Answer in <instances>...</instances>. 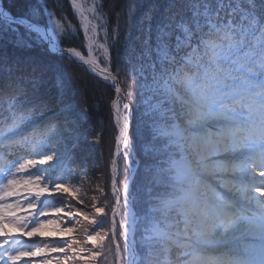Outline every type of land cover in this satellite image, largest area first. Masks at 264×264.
Masks as SVG:
<instances>
[{"label":"trees","instance_id":"trees-1","mask_svg":"<svg viewBox=\"0 0 264 264\" xmlns=\"http://www.w3.org/2000/svg\"><path fill=\"white\" fill-rule=\"evenodd\" d=\"M2 2L17 17L27 15L30 8L37 5L41 9L39 23L48 25L47 11H51L55 0ZM101 10L108 19L110 31L115 30V34L119 13L117 40L110 43V69L116 73L122 89L129 96L128 102L131 99L134 102V94H138L137 98L146 99L143 102L145 106H139L138 110L135 108L129 123L130 146L136 155L130 156L135 173L128 196L132 198V205L139 218L135 234L138 264H183L186 260H183L182 254L197 252L191 241L183 238L184 236L213 238L226 234L225 231H215L219 220L213 223L201 222L207 217L210 204L206 201L199 202L195 198L204 189L211 192L209 196H214L211 184L201 182L198 177L187 179L182 172V169L190 168L187 161L196 164L197 160L203 159L211 151L215 152L213 157L209 156L210 162L216 160V145L210 142L208 134L211 131L217 132L214 129L218 125L211 123L204 130L201 127L204 120L188 129L191 135L178 137L171 127L175 108L154 95L150 88L147 91V85H153L165 68H171L180 61L185 49L190 46L191 41L179 51L174 47L177 34L175 26L180 21L191 24L193 34L201 30L207 32L212 25L220 24L230 25L233 31L239 30L246 41L239 53L243 64L241 68L259 71L264 66V63L260 66V61L264 62V0H103ZM64 11L77 25L68 10L67 0H64ZM2 21L1 24H5ZM165 23L169 24L166 30L173 35L170 39L165 37L163 42L158 37ZM11 26L16 27L21 37L30 45L16 48L10 44L3 31L0 34V76H4L2 80L5 85L11 82L22 84L27 89V95L20 99L16 109L25 104L46 105L43 111L34 113L31 122L37 123L38 129H44L50 124L56 126L52 141L57 143L56 151L62 157L58 165L63 164L65 174L74 183L79 184L83 179L96 189L94 194L110 212H113L117 200L126 211L122 191L131 171L122 155L116 179L118 192L115 193L112 188L114 177L110 162L113 150L110 155V145H113L114 152L118 151L116 141L111 143L118 135L111 110L115 97L113 89L65 55L49 52L46 43L39 38L27 39L26 33L29 31L24 27L16 24ZM78 30L74 37L62 40V47L82 49L84 42ZM30 35L37 36L32 32ZM172 43L175 45H171ZM163 44H167L170 56L174 59H162V50L157 53L148 51L154 45ZM142 51H145V56L149 57L151 63H146ZM56 66L66 73L65 83H70L68 89L60 92L57 88L60 84H56ZM140 72L145 75V79L138 82L136 77ZM173 87L180 90V85ZM52 88L56 90L54 96H51ZM92 104L99 108L97 112H94ZM16 109H9L6 104L0 103V121L7 120L11 111ZM80 110L86 112L81 117L78 114ZM215 118L216 116L210 117L207 121ZM99 122L102 128L96 142L97 133L93 128ZM217 161L216 166L222 171L220 165L226 162L220 163L219 159ZM205 168L208 166L191 167V170L198 172ZM47 202L55 204L59 201L54 199ZM199 224L201 228H205L199 230ZM119 226L117 233L121 239L123 230ZM164 232L173 233L174 236H156ZM113 255H116L115 249L109 253V264H112ZM117 257L118 255L115 263ZM125 264H128V260Z\"/></svg>","mask_w":264,"mask_h":264},{"label":"snow or ice","instance_id":"snow-or-ice-1","mask_svg":"<svg viewBox=\"0 0 264 264\" xmlns=\"http://www.w3.org/2000/svg\"><path fill=\"white\" fill-rule=\"evenodd\" d=\"M96 6L85 7L84 0H67L68 10L76 17L80 25L79 32L84 37L82 49L68 47L61 49L63 37L68 32L75 33L76 26L64 11V0H55L50 15L54 24L55 36L46 32L39 23L41 9L30 8L27 15L13 16L0 11V20L8 25L20 22V26L47 41L50 52L66 51L76 61L90 66L93 72L100 69L99 58L94 52L99 50L104 59H109L111 47L106 29L104 40L99 39V30L103 19V0H95ZM87 13H92L90 18ZM107 24V21L104 20ZM119 13L117 14L116 34L118 36ZM162 26L161 41L171 38L173 33ZM176 47L179 50L192 39V25L186 21L176 23ZM18 46H24L17 40ZM162 59H174L170 56L167 44L162 45ZM110 75V74H109ZM108 77L106 76L105 79ZM114 81L116 77H111ZM57 83L62 85L58 77ZM114 91L120 92L114 85ZM27 95L22 85L9 82L4 84L0 78V103L9 109H16L20 99ZM119 98L112 101L117 114V126L121 142L127 144L130 124L127 117L119 112ZM46 105H31L27 109L20 107L11 111V119L6 121L13 128H22L29 124L36 111H43ZM127 107V105H125ZM55 125L44 129H32L29 134L17 135L15 132L0 136V264H109V253L119 246L113 244L117 235L115 211L110 212L102 200L94 193L91 185L83 179L79 184L65 174L63 164L56 151L57 143L52 141ZM253 168L259 166V176L264 177V153L253 162ZM224 171L227 164L220 165ZM240 166H233L235 171ZM118 167L112 163V175L116 176ZM115 186L113 185V188ZM127 187V185H125ZM258 195L264 197V183L254 186ZM58 200L52 204L47 201ZM116 255L112 256L115 264Z\"/></svg>","mask_w":264,"mask_h":264},{"label":"rangeland","instance_id":"rangeland-1","mask_svg":"<svg viewBox=\"0 0 264 264\" xmlns=\"http://www.w3.org/2000/svg\"><path fill=\"white\" fill-rule=\"evenodd\" d=\"M84 4H85V7L96 6L95 0H84ZM101 12H102V10H101ZM87 15L90 18L94 19L92 13H87ZM47 16L49 18L48 25L42 24V26L47 28L48 30H50L52 32V34L55 35L54 24H53L50 12H48V11H47ZM73 18H74V21H76V23H77L76 17L73 16ZM104 20L107 21V24L104 23ZM0 21H2V20H0ZM164 21L165 20L163 19V22ZM72 23L75 25V23L73 21H72ZM99 23L102 25L100 27V30H99V39L100 40H104L105 39L104 33H105V30L107 29L109 31V36H108L109 43L114 42V41L116 42L117 34H115V30L114 31H110V27L108 26L109 25L108 19L106 18V15H104V13H103V19L101 21H99ZM166 25H169V24L165 23L164 26H166ZM75 26H76L77 30L80 28V25L78 23ZM1 32L4 33V35L9 38L10 44L14 45V47L18 48V45H17V40L18 39L21 40L24 43V46L30 47V45H28L27 41L24 40L21 37V33L18 32V29L16 27H12L11 25H8L6 23L5 24H1V22H0V34H1ZM76 32L73 33V32L70 31V32L66 33L64 35L63 39H68L71 36L74 37L76 35ZM28 37L29 38H33V39H38L39 38L41 40V38L38 35L36 37H32L30 35V32L26 33V38L29 39ZM82 38H83V42H84L83 35H82ZM57 42H58L59 46L61 48H63L62 44H60L59 41H57ZM45 43H47V41H45ZM171 45H175V44L172 43ZM154 46H155L154 48H152L151 50H148V51H150V52L152 51V52L157 53V52H160L162 50V46L161 45H154ZM0 47H1V45H0ZM174 47H176V46H174ZM184 47L185 46L181 47L180 49H183ZM51 53H53V52H51ZM54 54L65 55L70 61H73L75 64H77V65L81 66L82 68H84L89 74H92L95 78H97L100 81H102L103 83L109 85L113 89V92L115 94L114 100L119 98L121 107H123L122 108V113L124 114V117H127V120H128L129 123H130V119L132 117V114H134V111H136V109L138 110L139 106L140 107L145 106L144 105L145 103H143V102L146 99L142 98V97L137 98L138 94H134V97H135L134 98V102H133L132 99L128 102L129 96L126 95V93L124 92L123 89H122L123 92H121V93L120 92L116 93L114 91V85L115 86H119V88H122V87L120 85V82H119V79H118L116 73H114V74L111 73L110 58L107 59V60L104 59V57L101 56L99 50L95 51L94 55H96L99 58L100 69H105L106 71L98 70L96 72H93L91 70L90 66L79 63L72 56L66 54V51H58V52H55ZM142 55H144L143 58L146 59V63H151L152 62L149 59L148 56H145V51H142ZM55 69H56L55 76L57 78L59 77L62 80V85L58 84L59 86H57L58 92H60L63 89L64 90L68 89L69 86H70V83H65L66 73L63 71V69H60L57 66L55 67ZM106 76L108 77L107 79H105ZM113 76L116 77L115 81L111 78ZM136 78H137L138 82L139 81H144L145 75L142 72H140V73H138V76ZM70 80H72V79H70ZM56 84H57V79H56ZM149 85H151V84L147 85V91L149 90V87H148ZM71 87H73V83H72ZM51 90L53 92V94H51V96H54V94H56L55 93L56 90H55V88H52ZM59 99H60V97H59ZM125 105H127V107H125ZM98 109L99 108L97 106L93 105L94 112H97ZM111 110H112V106H111ZM226 112H227V114L230 113V114H233L236 117H238V113L234 109L228 110ZM85 113L86 112H83L82 110H80L78 114L81 117ZM112 113H113V111H112ZM74 114L76 116H78V114H76L75 112H74ZM147 114H148V112L146 113V115ZM54 116H56V115H53V117ZM113 116H115L114 113H113ZM217 117L221 118L220 116H217ZM113 119H114V117H113ZM115 121H117V119H114V124H115ZM214 121L217 122L218 120L215 119ZM219 121H223V120H219ZM240 122H241L242 125L245 122H248L250 124V129L249 130H251L253 128H258V129H260V130H262L264 132V119H259V116H251L250 115L248 118H246L244 120L241 117V121ZM210 124H211V121H207V119H206L203 122V125H202L203 129L206 130V127L208 125H210ZM216 124L217 125H221L222 123H216ZM216 127H220V126H216ZM101 128H102V124L101 123L97 127L93 128L94 131L97 133V136L95 137L96 138V142L98 141V139L100 137ZM242 129H246V126H243ZM128 130H129V133H128L129 137L128 138H130V141L128 143H130L131 142L130 128ZM209 131H210V129H209ZM235 133L239 136L240 139L243 140L240 144H238L239 150L237 151V153H232V154H229V155L228 154H222L221 148H218V146H217V144L219 142V141H217V138H218V134H220V133H219L218 130H217V132H212L211 131V133L208 134V136H209L208 138H209L210 142L212 141L213 144H215L216 147L218 148V149H216L218 157L215 158L216 160L213 159L210 162L209 156L213 157L214 152H215V151H213V152L211 151L209 153H206L204 155L203 159L197 160L198 163L196 162V164H193V166L195 168L196 167H203L204 165L208 166V168H205V170H203V173H205L206 178L211 180V182L213 184V187H214L213 189L216 191V193H217V191L219 192V193H217L218 196L214 198V200L217 201V203L219 202L220 204L224 205V204L230 203L232 201V202H234L233 207H237L239 210L249 211V213L252 214V218H251L250 221H255L256 222V221L262 220V224L256 222L255 226L253 224L254 222L253 223L251 222L250 224H243V225L238 226L239 229L244 230V232H243L244 235H251L250 232H252V233L256 234V236H258V235L259 236L260 235L264 236V232H262V230L264 228V197L258 195L257 192L253 193L254 192V186L260 185L261 183H264V181H263L262 177L258 175V172L254 171L246 163V161H242L240 159L241 157L243 158L244 156H247L249 153L253 152L256 149L257 145H255L253 139L252 140H246L244 137H242L243 136V132L236 131ZM116 139H117V136L115 137V140H113V139L111 140V143L114 144L115 143L114 141H117ZM255 140H257V139H255ZM112 150H113V153H112L111 162H110L111 174H112V163L116 162L117 167H118L117 175L113 176L114 180L112 181V188H113V185H114L115 187L113 188V191L115 193H117L118 190L116 188V179L118 178L119 169H120V167H119V159H120V157L122 155V157L124 159L128 158L130 160V156L135 157L136 154L133 152L132 147L130 145L128 147V150L124 153L125 155L122 154V151L120 152L119 150L118 151L116 150L114 152L113 145H110V149H109L110 155H111V151ZM123 150L125 151V149H123ZM238 154L242 155V156H239ZM60 158H62V157H60ZM126 159H125V162H126V165H127ZM218 159H219L220 163L222 162L221 159H223V160L224 159H226V160L229 159V161L230 160H232V161L236 160L234 163L240 162L239 165H238L240 167L237 168L235 171H233V164H232L231 166H228V169H232V170H230V171L229 170L220 171V168H218L216 166V163L218 162L217 161ZM137 165H136V167H137ZM0 179H2V177H0ZM123 197H124L123 207H126V211L122 209L120 201H118V200L116 202V205L113 208V211H115L117 213L114 216L115 222H116L117 226L120 225L119 227L123 230V232H122V234L120 236L121 239L119 238L118 233H117V235L113 238V241H112L113 244H116V245L119 246V254H118L117 261H116L115 264H125V262L127 260H128V264H130V260H131V252H130L131 242H130V239L128 237V234H129L128 233L129 232L128 229H129V224L131 222L130 211L132 210V208L130 206H131V203H132V198L129 197V196H127V197L123 196ZM256 218L259 219V220H256ZM251 241H253V240H251ZM253 243H254L253 244V248L251 247L250 251L246 252L248 254L246 258L243 256L242 253L240 254L242 258L248 259L250 261L255 260V256L256 255H258L260 257V259L264 258V238L259 239V240H254ZM202 249L203 250L204 249L209 250L210 247H204ZM257 263L258 264H264V262H257Z\"/></svg>","mask_w":264,"mask_h":264},{"label":"clouds","instance_id":"clouds-1","mask_svg":"<svg viewBox=\"0 0 264 264\" xmlns=\"http://www.w3.org/2000/svg\"><path fill=\"white\" fill-rule=\"evenodd\" d=\"M245 44L244 34L231 30L230 25H212L207 32L198 31L193 34L180 61L171 68H165L156 82L148 86L154 95L175 108L171 127L178 137L191 135L189 128L210 117L222 115L223 109L230 107L224 101L230 100L236 90L235 81L240 79L236 72L243 67L239 53ZM173 85H180V90L177 91ZM214 106H218L215 112L212 110ZM22 107L27 109L30 105ZM10 119L11 114L7 120L0 121V136L13 132L26 135L34 127L29 123L22 128H13L6 123Z\"/></svg>","mask_w":264,"mask_h":264},{"label":"bare ground","instance_id":"bare-ground-1","mask_svg":"<svg viewBox=\"0 0 264 264\" xmlns=\"http://www.w3.org/2000/svg\"><path fill=\"white\" fill-rule=\"evenodd\" d=\"M1 1V0H0ZM3 3V2H2ZM12 15V14H11ZM14 16V15H13ZM16 25H18V24H16ZM42 25V24H41ZM43 29L46 31V32H48V33H51L50 32V30H46L44 27H43ZM52 34V33H51ZM53 35V34H52ZM53 36H55V35H53ZM58 43V42H57ZM61 48V47H60ZM61 49H64V47L63 48H61ZM66 49V48H65ZM113 70L111 69V73H113L114 74V72H112ZM2 75V74H1ZM0 78H2V79H4V76H0ZM120 93L121 92H123V90H122V88H120ZM111 106H112V103H111ZM122 108L123 107H121V104L119 103V112H120V114L122 115V116H124V114L122 113ZM112 111H113V113H114V115L116 116H114V119H117V114H116V111H115V109H113V107H112ZM115 124H116V126H117V121H115ZM117 128H118V135H117V138L118 137H120V130H119V127L117 126ZM128 133H129V130H128ZM117 141V146H118V150L121 152L122 151V148L123 149H125V152L128 150V147H129V145H130V143H127V144H125V143H123V142H121V139H116ZM126 161L129 163V166H130V168L132 169L133 168V166L131 165V160H129L128 158L126 159ZM131 183H132V181H131V177H129L128 178V181H127V187H125V192H129V190H130V187H131ZM130 214L131 215H135L136 214V211L134 212L133 210H131L130 211ZM133 223V222H132ZM134 226H135V223H134Z\"/></svg>","mask_w":264,"mask_h":264},{"label":"water","instance_id":"water-1","mask_svg":"<svg viewBox=\"0 0 264 264\" xmlns=\"http://www.w3.org/2000/svg\"><path fill=\"white\" fill-rule=\"evenodd\" d=\"M0 11H7L9 12L3 5L2 1H0ZM10 13V12H9ZM11 14V13H10ZM18 25H20V22L17 21ZM45 28V27H44ZM46 30H48L47 28H45ZM51 32V31H50ZM52 33V32H51ZM54 35V34H53ZM67 54V53H66ZM128 137H129V134H128ZM133 252L136 254V251H135V248H133ZM134 264H136V255H134Z\"/></svg>","mask_w":264,"mask_h":264}]
</instances>
